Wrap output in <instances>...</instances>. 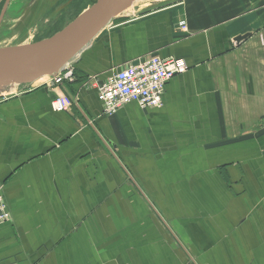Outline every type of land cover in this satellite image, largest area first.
Instances as JSON below:
<instances>
[{"label":"crops","instance_id":"obj_1","mask_svg":"<svg viewBox=\"0 0 264 264\" xmlns=\"http://www.w3.org/2000/svg\"><path fill=\"white\" fill-rule=\"evenodd\" d=\"M156 2L0 98V264H264V0ZM149 54L188 66L164 106L106 115L88 82Z\"/></svg>","mask_w":264,"mask_h":264},{"label":"water","instance_id":"obj_2","mask_svg":"<svg viewBox=\"0 0 264 264\" xmlns=\"http://www.w3.org/2000/svg\"><path fill=\"white\" fill-rule=\"evenodd\" d=\"M138 0H97L62 30L40 41L0 47V98L53 78ZM155 4H157L156 0ZM249 36L236 38L241 42Z\"/></svg>","mask_w":264,"mask_h":264},{"label":"built area","instance_id":"obj_3","mask_svg":"<svg viewBox=\"0 0 264 264\" xmlns=\"http://www.w3.org/2000/svg\"><path fill=\"white\" fill-rule=\"evenodd\" d=\"M185 30V23L182 24ZM188 66L184 60L173 57L161 58L149 54L123 65L104 83L98 85L96 77L88 85L97 88L98 99L102 103L106 115L115 116L123 107L137 104L141 109H155L164 106L163 97L167 84L176 76L186 73ZM74 79V68L71 64L65 66L57 76L49 80V86H57L64 81ZM71 100L58 96L52 102L55 112H65L71 107ZM0 181V227L12 220L8 210Z\"/></svg>","mask_w":264,"mask_h":264},{"label":"rangeland","instance_id":"obj_4","mask_svg":"<svg viewBox=\"0 0 264 264\" xmlns=\"http://www.w3.org/2000/svg\"><path fill=\"white\" fill-rule=\"evenodd\" d=\"M29 1L30 0H23V1H19V0L15 1L14 0L12 3L13 7L10 10L8 17H7V21L8 22L11 21L12 24L18 25L19 20H17L18 19V17H17L18 12H16V9H18L17 11H20V8L23 9L22 6H25ZM39 1H40V3L38 2L39 4L37 3V5H36L39 7L38 12L34 13L33 11H30L29 15H28V19L27 20L23 19V21L21 22V27L23 26V31H24V33H23L24 39L22 40L23 37L18 39L19 38L18 36L16 37V39H13V37H9L5 43H0V47L13 46V45L25 43L26 37H27V39L29 38L27 41L32 40L34 42L38 36H43V35L47 34V32L49 34V33H51V31L54 28L60 29L61 27L62 28L66 27L68 24H70L74 20V17L77 14V13H74V14L70 15L68 13H65V10L67 8H69L68 2H70L71 0H64L63 1L64 3L62 2V0H39ZM83 1L87 2L86 0H81L80 5L83 3ZM150 1L151 0H138L137 3L132 8H133V10H135V9L140 7L143 10V7L145 5H147L148 3H150ZM174 1H179V0H174ZM21 2H23V3L20 4ZM167 3L168 2L162 3V4H167ZM161 6L163 7V5H161ZM158 7L159 6L157 5V8ZM64 18H68V19L66 20ZM112 23H114V22H112ZM12 24L11 23L7 24L5 27V30L3 32L5 33L9 30V28H12L14 26ZM111 24H109L107 26V28H105V29L113 28V26H111ZM28 33H30V35H27ZM72 67H73V65H72ZM74 78H75V75H74ZM72 81H69V82H72ZM47 85L49 86V81H48ZM49 87H54V86H49ZM63 96H65V95H63ZM65 97H67V96H65ZM67 98H69V97H67ZM69 99L71 100V98H69ZM71 103H72V100H71Z\"/></svg>","mask_w":264,"mask_h":264},{"label":"flooded vegetation","instance_id":"obj_5","mask_svg":"<svg viewBox=\"0 0 264 264\" xmlns=\"http://www.w3.org/2000/svg\"><path fill=\"white\" fill-rule=\"evenodd\" d=\"M14 0H0V43H5L7 41V39L9 37H13V39H16V37L18 36L20 39L21 37H23V26L21 27V22L23 21V19L27 20L28 19V15L30 11H33L34 13L38 12L39 7L36 6L37 3L40 1L39 0H30L25 6H22L23 9L20 8V11H17L18 9H16V12H18V19L19 20V24H12L11 21H7V17L8 14L10 12V10L12 9ZM17 1V0H15ZM19 1H23V0H19ZM64 0H62L63 2ZM23 2H21L20 4H22ZM38 3V4H39ZM64 3V2H63ZM15 5V4H14ZM12 24L14 25L12 28H9V30L7 32H3L5 30V27L7 24ZM17 25V26H16ZM27 35H30V33H28ZM24 39V37L22 38V40ZM21 40V41H22ZM27 40V37H26ZM18 41V40H17Z\"/></svg>","mask_w":264,"mask_h":264},{"label":"trees","instance_id":"obj_6","mask_svg":"<svg viewBox=\"0 0 264 264\" xmlns=\"http://www.w3.org/2000/svg\"><path fill=\"white\" fill-rule=\"evenodd\" d=\"M87 2H84L83 1V3L80 5V2H81V0H71L70 2H68V5H69V8H67L66 10H65V13H68V14H70V15H72V14H74V13H77L76 15H75V17H74V19H76L77 18V16L78 15H80V13H82L85 9H87L90 5H93V4H95L96 3V1L97 0H86ZM80 6V7H79ZM64 19H68V18H64ZM63 20V19H62ZM59 23V22H58ZM62 28V27H61ZM53 29L52 31H51V33H49L48 34V32H47V34H45V35H43V36H38L37 38H36V40L35 41H40V40H43V39H45V38H48V37H51L52 35H54V34H56L57 32H59L60 30H62V29Z\"/></svg>","mask_w":264,"mask_h":264},{"label":"bare ground","instance_id":"obj_7","mask_svg":"<svg viewBox=\"0 0 264 264\" xmlns=\"http://www.w3.org/2000/svg\"><path fill=\"white\" fill-rule=\"evenodd\" d=\"M127 12H130V9L128 10V11H126L125 13H127ZM26 42V41H25ZM33 41L32 40H29V41H27L26 43H32Z\"/></svg>","mask_w":264,"mask_h":264}]
</instances>
